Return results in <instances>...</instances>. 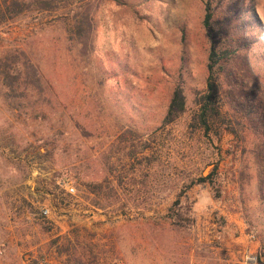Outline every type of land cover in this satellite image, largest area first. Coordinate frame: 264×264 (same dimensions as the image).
<instances>
[{"label": "rangeland", "instance_id": "obj_1", "mask_svg": "<svg viewBox=\"0 0 264 264\" xmlns=\"http://www.w3.org/2000/svg\"><path fill=\"white\" fill-rule=\"evenodd\" d=\"M78 1L0 27V48H21L45 86L29 111L0 99V264H264V47L253 69L237 62L205 130L204 0H102L88 58ZM176 85L186 111L162 126Z\"/></svg>", "mask_w": 264, "mask_h": 264}, {"label": "trees", "instance_id": "obj_2", "mask_svg": "<svg viewBox=\"0 0 264 264\" xmlns=\"http://www.w3.org/2000/svg\"><path fill=\"white\" fill-rule=\"evenodd\" d=\"M68 0H0V27L15 20L39 16L43 12L60 9ZM102 0H79L73 10L72 31L79 52L88 58L92 50V34L95 29V12ZM256 0H204V13L201 27L208 42L206 59V83L203 91L196 93L195 103L198 107L194 117L205 130L209 129L214 116L219 115L215 104L217 95L226 87L237 85L236 64L238 61L253 69L247 55L254 50L262 51L264 47V25L255 8ZM262 53H259V56ZM254 73V72H253ZM39 96L44 94L45 86L37 67L21 48H0V99L13 111L28 110ZM30 95L32 99L29 98ZM43 99L49 102L46 96ZM240 103L241 98L231 99ZM252 107V106H251ZM254 108V107H253ZM34 112V108H31ZM186 111V98L183 88L175 86L168 100L162 126L173 123ZM251 111V110H250ZM35 116H38L35 114ZM209 177H199L191 185L205 183ZM100 191V190H99ZM179 198L174 206L179 205ZM191 205L184 204L171 207V217L175 224L189 221L187 216ZM256 264H263L258 259Z\"/></svg>", "mask_w": 264, "mask_h": 264}, {"label": "crops", "instance_id": "obj_3", "mask_svg": "<svg viewBox=\"0 0 264 264\" xmlns=\"http://www.w3.org/2000/svg\"><path fill=\"white\" fill-rule=\"evenodd\" d=\"M238 241L239 242H243L242 244H239L236 248H235V250L239 253H244L245 251H246V248H247V243H246V241L244 240V238L241 236V237H239V238H236V243H238ZM3 253V252H2ZM0 255H2V254H0Z\"/></svg>", "mask_w": 264, "mask_h": 264}, {"label": "built area", "instance_id": "obj_4", "mask_svg": "<svg viewBox=\"0 0 264 264\" xmlns=\"http://www.w3.org/2000/svg\"><path fill=\"white\" fill-rule=\"evenodd\" d=\"M67 192L70 194V195H72L73 193H74V188L72 187V186H69L68 188H67ZM48 213H49V210L47 209V208H43L42 209V214L43 215H48ZM252 259H254V258H252V257H250L249 259H247V262L248 263H250L251 261H252Z\"/></svg>", "mask_w": 264, "mask_h": 264}, {"label": "bare ground", "instance_id": "obj_5", "mask_svg": "<svg viewBox=\"0 0 264 264\" xmlns=\"http://www.w3.org/2000/svg\"><path fill=\"white\" fill-rule=\"evenodd\" d=\"M261 1H262L263 3H261ZM257 3L261 4V6L263 7V10H264V0H259Z\"/></svg>", "mask_w": 264, "mask_h": 264}, {"label": "water", "instance_id": "obj_6", "mask_svg": "<svg viewBox=\"0 0 264 264\" xmlns=\"http://www.w3.org/2000/svg\"><path fill=\"white\" fill-rule=\"evenodd\" d=\"M206 170H208V172H209V170H210V167H208ZM206 170H205V171H206Z\"/></svg>", "mask_w": 264, "mask_h": 264}]
</instances>
